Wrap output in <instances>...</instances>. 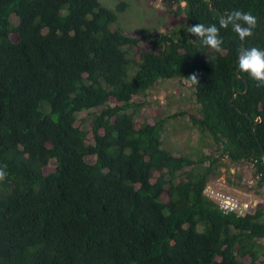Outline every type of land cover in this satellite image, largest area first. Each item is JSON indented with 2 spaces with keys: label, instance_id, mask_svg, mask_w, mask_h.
I'll return each mask as SVG.
<instances>
[{
  "label": "trees",
  "instance_id": "obj_1",
  "mask_svg": "<svg viewBox=\"0 0 264 264\" xmlns=\"http://www.w3.org/2000/svg\"><path fill=\"white\" fill-rule=\"evenodd\" d=\"M162 2L170 27L132 35L124 0H0V264H257L264 253V206L223 212L204 193L219 165L248 164L264 183V87L238 71L243 47L264 49V0ZM235 10L258 23L243 41L221 28L222 54L186 32ZM174 79L195 111L138 122L147 102L135 96ZM185 114L211 141L195 156L165 146Z\"/></svg>",
  "mask_w": 264,
  "mask_h": 264
},
{
  "label": "rangeland",
  "instance_id": "obj_2",
  "mask_svg": "<svg viewBox=\"0 0 264 264\" xmlns=\"http://www.w3.org/2000/svg\"><path fill=\"white\" fill-rule=\"evenodd\" d=\"M120 0H102V3L108 7H115ZM128 2L125 11L120 13V23L123 28L130 32L132 35H139L141 29L150 28L152 33L157 31H164L170 27L167 20H174L171 18L169 11L165 9V4L162 0H124ZM184 4V2H182ZM175 7V6H173ZM180 16H183L180 15ZM15 21L16 17L13 18ZM167 21V22H166ZM118 24V23H117ZM15 39L17 36L13 34ZM144 47L148 49V45L144 43ZM137 100H146L147 104L144 109V116L138 117V122H150L159 114L174 113L178 110H186L191 112L195 111L196 103L194 100L193 89L185 82L178 79L174 80H160L152 87L147 95H136ZM114 98L111 99L114 102ZM79 119L82 121L86 128H90L92 117L89 112H81ZM187 114L184 117L171 118L167 123L166 132L164 133L165 146L172 149L176 154H187L195 156L199 150L197 144L199 140L211 142L209 139L204 138L197 131L196 128L187 126ZM89 137L92 138V132ZM207 150V148H205ZM205 150V151H206ZM92 159V157H89ZM227 161V160H226ZM220 175L212 177L216 184L227 187L230 191L239 195L243 199H249L253 203L254 210L258 205L264 206V185L262 187L255 186L256 178L252 174V167L249 165L240 164L229 168L227 171L226 166L219 165ZM45 170L54 169V162L51 161ZM243 175V183H238L237 173ZM211 182V181H210ZM218 186V185H217ZM264 245V239L260 240ZM241 255H239L240 257ZM241 259L248 261V255L241 256ZM257 264H264V253L260 254L257 258Z\"/></svg>",
  "mask_w": 264,
  "mask_h": 264
},
{
  "label": "clouds",
  "instance_id": "obj_3",
  "mask_svg": "<svg viewBox=\"0 0 264 264\" xmlns=\"http://www.w3.org/2000/svg\"><path fill=\"white\" fill-rule=\"evenodd\" d=\"M257 23V18L252 13L235 10L229 14L226 22L224 20L220 21L219 27H217V25L215 24L205 26L202 23H198L189 26L186 32L197 38L203 47L212 50L215 53L222 54L224 49L222 47L223 39L220 36L221 28L227 29L228 27H231L236 35L240 38V40L243 41L254 35L253 30L256 28ZM238 70L241 73L246 74L249 79L255 81L258 87H264V49H261L259 47H251L249 49L241 50L238 58ZM187 82L189 83V85L199 84L197 74H192L187 77ZM6 175V172L3 169H0V181H4L6 179ZM260 176L261 175L258 174V177ZM212 179L213 178H211L207 182V185L214 181ZM263 185L264 183L262 184V186ZM225 188L227 191L232 192L227 187ZM232 193L235 194L234 192ZM247 213L251 212H246L243 214ZM235 214L242 215L238 213Z\"/></svg>",
  "mask_w": 264,
  "mask_h": 264
},
{
  "label": "built area",
  "instance_id": "obj_4",
  "mask_svg": "<svg viewBox=\"0 0 264 264\" xmlns=\"http://www.w3.org/2000/svg\"><path fill=\"white\" fill-rule=\"evenodd\" d=\"M204 192L212 200L218 203L219 208L224 212H235L243 214L253 212L254 207L251 200H243L239 196L226 190L225 186L219 185L212 181L209 183Z\"/></svg>",
  "mask_w": 264,
  "mask_h": 264
},
{
  "label": "water",
  "instance_id": "obj_5",
  "mask_svg": "<svg viewBox=\"0 0 264 264\" xmlns=\"http://www.w3.org/2000/svg\"><path fill=\"white\" fill-rule=\"evenodd\" d=\"M206 1H208V2L210 3V5L212 6L211 0H206ZM224 19L226 20V18H224ZM242 50H244V47H243ZM238 71H239V70H238ZM263 157H264V155H263Z\"/></svg>",
  "mask_w": 264,
  "mask_h": 264
}]
</instances>
